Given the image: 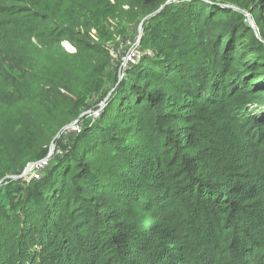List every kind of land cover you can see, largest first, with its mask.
I'll list each match as a JSON object with an SVG mask.
<instances>
[{"label": "trees", "instance_id": "obj_1", "mask_svg": "<svg viewBox=\"0 0 264 264\" xmlns=\"http://www.w3.org/2000/svg\"><path fill=\"white\" fill-rule=\"evenodd\" d=\"M56 1L0 0V264H264V0ZM111 19L143 22L106 88Z\"/></svg>", "mask_w": 264, "mask_h": 264}, {"label": "rangeland", "instance_id": "obj_2", "mask_svg": "<svg viewBox=\"0 0 264 264\" xmlns=\"http://www.w3.org/2000/svg\"><path fill=\"white\" fill-rule=\"evenodd\" d=\"M35 3H37L38 5H43V7L45 8H54L55 6L60 7L59 2H57L56 0H32ZM41 7V6H40ZM40 7H38L37 9H40ZM68 16L72 17V14H70V11L68 13ZM88 17L84 18V20H86ZM141 21H133L131 23L126 22L125 20H119V19H111L108 20L107 22H105L101 28H98V23L95 21H91V32L95 33L97 35V37L99 39H101V43L106 44V48H107V53L109 54L110 60H113V63L108 67V73H103V84L104 87H109V86H113L115 84H117L118 80L120 79V77L123 75L122 70H118V79L114 78L113 76H116V73L113 72V67L112 65H115L117 62L120 63V67L121 68H125L127 66H131L132 64L136 63L137 61V57H138V47H139V41L141 38V34H142V26L140 24ZM75 26H79L80 29H82V26L79 23H76ZM65 45V47H64ZM63 44H58V43H46V46H41V45H37V48L40 50L39 53L40 55L45 54H50V53H54L57 50H62L63 48H67L68 50L71 49V46L67 43ZM54 57H52L50 59V63L54 62ZM109 60V61H110ZM115 61V63H114ZM78 83L73 84L74 87L78 88L80 87L79 85H77ZM2 87H1V82H0V91H1ZM112 91V90H111ZM110 93H108L107 97H105L100 105H103V108L106 104V100L107 98H109ZM4 94L7 93L6 91L3 92ZM0 99L3 100L4 99V95H0ZM10 99V98H9ZM98 100V99H95ZM4 101V100H3ZM113 102L110 103V105L108 106V110L111 109ZM97 109V108H96ZM103 111V109H102ZM101 111V112H102ZM14 112V110H11V113ZM16 112V109H15ZM14 112V113H15ZM101 112L99 113V110H93V111H89L88 115L91 116V121L94 122L101 114ZM110 117V113H107L106 117ZM71 121V118H66V120L64 121V123H68ZM63 123V124H64ZM75 123H70L68 124L69 127L65 128L67 125L63 126L61 129H59L62 125H56L54 128L50 129V130H46L43 132L42 137L40 138V140H42L40 142V144H43V141L45 140L47 135H52L53 133L57 134V130L59 129L60 134L57 135L56 140L59 138H63L65 140V142L67 140L70 139V137H73L74 134L77 133V131H80L82 128L81 123L77 124L78 127L77 129H72L73 125L76 124ZM40 144H37L36 146H34L31 149H27L25 150V160L28 158H30L31 155H33L39 148H41ZM62 151L58 150L56 148L55 142L53 144V149L51 150L50 157L46 158L47 160L43 161L42 163L39 164H35V163H30L26 160V167L27 165L30 167L28 169V172L23 173L24 169L22 170L21 174H17V172H12L11 174H9V177H28L29 175L32 177H39V173L40 170L43 168H47L49 165V160H55V157H53V154H61ZM32 164V165H31ZM38 169V170H37ZM150 221H152L151 219H147L146 221H144L146 224H148Z\"/></svg>", "mask_w": 264, "mask_h": 264}, {"label": "water", "instance_id": "obj_3", "mask_svg": "<svg viewBox=\"0 0 264 264\" xmlns=\"http://www.w3.org/2000/svg\"><path fill=\"white\" fill-rule=\"evenodd\" d=\"M142 22H143V21H141L140 24H141ZM249 22H250L251 26H253V22H252V20H251L250 18H249ZM67 127H68V125H67L65 128H67ZM62 130H63V129H62ZM62 130H61V131H62ZM61 131H58L57 134L55 135V138L52 140V142H51V144H50V146H49V152L53 149V144H54V142H55V140H56V137H57L58 134H60ZM31 165H32V164H31ZM29 168H30V167L27 165V167H25L23 173L28 172V169H29Z\"/></svg>", "mask_w": 264, "mask_h": 264}, {"label": "built area", "instance_id": "obj_4", "mask_svg": "<svg viewBox=\"0 0 264 264\" xmlns=\"http://www.w3.org/2000/svg\"><path fill=\"white\" fill-rule=\"evenodd\" d=\"M102 109H103V105H102V104H101V105L99 104V106H98L97 109H95V110H99V113H100V112L102 111ZM75 122H77V121H75ZM75 122H74V123H75ZM72 124H73V123H72ZM77 124H78V123L74 124L73 127H72V129H77V127H78ZM68 127H69V126H68ZM77 132H78V131H77ZM50 152H51V151H50ZM50 152H49V154H48V156H47L48 158H49L50 155H51ZM47 157H45V159H43V160H41V161H39V162H36L35 164L42 163L43 161L47 160V159H46ZM37 170H38V169H37Z\"/></svg>", "mask_w": 264, "mask_h": 264}, {"label": "clouds", "instance_id": "obj_5", "mask_svg": "<svg viewBox=\"0 0 264 264\" xmlns=\"http://www.w3.org/2000/svg\"><path fill=\"white\" fill-rule=\"evenodd\" d=\"M83 115H84V113H83ZM82 116V115H81ZM75 122V121H74ZM74 122H72V123H74ZM70 126V125H69ZM48 156V155H47Z\"/></svg>", "mask_w": 264, "mask_h": 264}]
</instances>
